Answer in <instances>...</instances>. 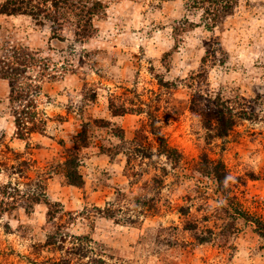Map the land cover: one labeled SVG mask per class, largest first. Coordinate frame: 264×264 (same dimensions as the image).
Returning a JSON list of instances; mask_svg holds the SVG:
<instances>
[{
  "label": "rangeland",
  "instance_id": "1",
  "mask_svg": "<svg viewBox=\"0 0 264 264\" xmlns=\"http://www.w3.org/2000/svg\"><path fill=\"white\" fill-rule=\"evenodd\" d=\"M26 5L0 17V264H264V0Z\"/></svg>",
  "mask_w": 264,
  "mask_h": 264
},
{
  "label": "trees",
  "instance_id": "2",
  "mask_svg": "<svg viewBox=\"0 0 264 264\" xmlns=\"http://www.w3.org/2000/svg\"><path fill=\"white\" fill-rule=\"evenodd\" d=\"M30 0H8L4 5H0V17L1 16H15V15H20V14H27L29 11L28 8L29 6L26 5V2ZM40 2L46 1V0H39ZM31 6V5H30ZM34 14V13H31ZM221 107V106H220ZM210 115L213 116V119L219 122V125L222 127H228V124L226 120L223 118V111L221 108H215L210 110ZM36 117V116H35ZM37 118V117H36ZM230 122V121H229ZM44 122L40 121L39 125L42 126ZM17 125L18 129H20L22 126L20 125V120H17ZM231 126L234 125L233 123L230 124ZM229 125V126H230ZM36 128L35 130H39L37 127V124L35 125ZM24 130L27 131V128H24ZM21 137H23V134H20ZM162 141V150L163 154L169 155L170 154V148L167 146L165 143L164 139L161 138ZM73 175L68 174V178L72 179L73 182ZM215 178L217 179L218 183L221 179L226 178L225 173H220L219 171H216L215 173ZM74 185H79L78 183H73ZM246 221L248 222H253L256 226V229L264 236V223L261 221L254 219L251 215L248 214H242L241 215Z\"/></svg>",
  "mask_w": 264,
  "mask_h": 264
}]
</instances>
